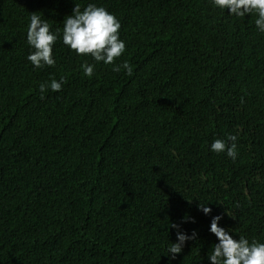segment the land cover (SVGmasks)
<instances>
[{"label":"trees","instance_id":"trees-1","mask_svg":"<svg viewBox=\"0 0 264 264\" xmlns=\"http://www.w3.org/2000/svg\"><path fill=\"white\" fill-rule=\"evenodd\" d=\"M120 21L125 60L92 77L57 40L35 69L32 12L75 4ZM209 0H0V264H209L220 225L264 242V33ZM66 81L40 99L38 85ZM237 136L235 160L210 151ZM207 203L212 212L198 210ZM194 218V222H193ZM187 222H184V221ZM196 237L174 259L171 223Z\"/></svg>","mask_w":264,"mask_h":264},{"label":"clouds","instance_id":"clouds-1","mask_svg":"<svg viewBox=\"0 0 264 264\" xmlns=\"http://www.w3.org/2000/svg\"><path fill=\"white\" fill-rule=\"evenodd\" d=\"M209 2L211 6L221 11L227 9L228 14L236 18L254 15L257 31L264 33V0H209ZM120 28L119 19L96 3H87L83 10L75 4L71 14L63 19L62 32L60 29L50 30L51 26L47 20L32 12L26 31V43L31 51L26 59L35 69L54 67L56 59L53 48L57 40H60L77 56L91 58L92 63L86 61L80 66L86 77L94 75L96 64L100 62L112 65L113 72H120L123 69L126 75L131 76L133 68L127 60L115 63L126 50L125 41L120 38ZM65 83L63 77L59 80L50 78L39 83L40 99H44L47 92H59ZM210 151L224 153L235 160L238 155L237 136L230 134L226 139H214L210 144ZM198 210L204 215L212 212L207 203H200ZM221 219L222 216L217 214L213 215L210 221L209 232L214 234L218 242L213 243L207 252L209 264H264V242L250 241L242 235L234 239L230 234L232 230L220 225ZM169 227L176 230V239L167 247L164 254L174 259L182 252L186 242L194 239L197 233L193 230L188 234L181 230V224L174 222Z\"/></svg>","mask_w":264,"mask_h":264}]
</instances>
